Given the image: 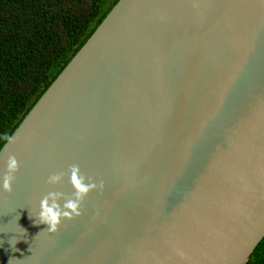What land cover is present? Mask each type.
I'll return each instance as SVG.
<instances>
[{
    "label": "water",
    "instance_id": "95a60500",
    "mask_svg": "<svg viewBox=\"0 0 264 264\" xmlns=\"http://www.w3.org/2000/svg\"><path fill=\"white\" fill-rule=\"evenodd\" d=\"M11 156L0 264H246L264 238V0H119L0 175ZM50 191L78 201L54 231Z\"/></svg>",
    "mask_w": 264,
    "mask_h": 264
},
{
    "label": "trees",
    "instance_id": "16d2710c",
    "mask_svg": "<svg viewBox=\"0 0 264 264\" xmlns=\"http://www.w3.org/2000/svg\"><path fill=\"white\" fill-rule=\"evenodd\" d=\"M118 1L0 0V150Z\"/></svg>",
    "mask_w": 264,
    "mask_h": 264
},
{
    "label": "clouds",
    "instance_id": "9594fccd",
    "mask_svg": "<svg viewBox=\"0 0 264 264\" xmlns=\"http://www.w3.org/2000/svg\"><path fill=\"white\" fill-rule=\"evenodd\" d=\"M18 162L14 156L9 157L6 170L0 175V189L7 192L12 191L13 181L15 179V173L18 170ZM60 180L59 174L50 176L49 183H54ZM78 191L75 195L79 198L82 193L87 191V188L77 182L76 185ZM63 194L56 191H50L43 196L40 200V211H39V223H44L49 227L50 231H54L60 222L61 217H67L71 213L67 209H71L75 212L77 209L78 201H66L63 206L59 203V198ZM35 223V221H34Z\"/></svg>",
    "mask_w": 264,
    "mask_h": 264
}]
</instances>
